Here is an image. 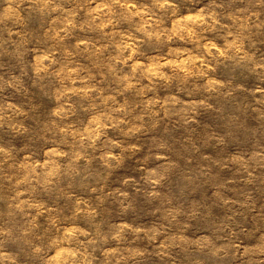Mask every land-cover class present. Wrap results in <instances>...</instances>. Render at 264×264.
I'll list each match as a JSON object with an SVG mask.
<instances>
[{"label": "clouds", "instance_id": "9594fccd", "mask_svg": "<svg viewBox=\"0 0 264 264\" xmlns=\"http://www.w3.org/2000/svg\"><path fill=\"white\" fill-rule=\"evenodd\" d=\"M239 2L242 7L222 22L215 9L182 8L181 0H0L8 41L15 36L24 42L31 19H43L42 35L51 43L34 57L37 71L63 84L42 102L46 111L35 131L22 121L26 109L13 101L0 106V129L36 137L32 149L19 147L18 156L12 154L16 145L0 144V264H94L100 256L105 264H127L143 256L130 247H105L100 256L96 247L89 251L98 241L79 218L98 217L85 197L99 199L108 179L119 185L107 195L115 194L122 211L156 218L154 232L133 227L131 218L121 220L120 232L111 237L118 244L127 230L134 233L133 243L150 240L156 255L172 264H214L229 253L234 264H264V86L233 83L221 74L230 62L264 73V59L257 61L245 44L264 33V0ZM165 13L170 29L163 27ZM218 29L219 38L205 35ZM173 39L183 46H172ZM162 40L169 47L148 50ZM62 55L65 62L58 64ZM178 85L202 91L193 96ZM236 93L251 99L226 107ZM169 98L184 111L183 118L173 116L174 129L164 127ZM121 157L122 179L115 183L106 170ZM73 182L86 185L88 194L65 195ZM66 200L75 202L68 210ZM213 231L222 241L214 250L195 243L211 240ZM169 237L188 254L170 249ZM185 240L194 242L184 245ZM21 242L22 248L8 247Z\"/></svg>", "mask_w": 264, "mask_h": 264}, {"label": "rangeland", "instance_id": "374dc122", "mask_svg": "<svg viewBox=\"0 0 264 264\" xmlns=\"http://www.w3.org/2000/svg\"><path fill=\"white\" fill-rule=\"evenodd\" d=\"M140 2H148V0H137ZM217 4H223V8H216ZM182 8H191L195 10L198 7H206V10L211 11L215 9L220 13L222 22L224 15L229 11H234L237 7H242L239 0H196L194 3L193 0H181ZM170 12L171 10H167ZM3 19V12L0 10V20ZM231 23V21H226ZM8 23V21H4L0 23V106L6 105L8 101H13L20 105L22 109H26L28 111V115L22 117V121L28 123L30 132L35 131L36 126L40 125L42 114L46 109L43 106V101L48 96H53L54 88L63 89V84L59 83V78L55 77L53 74L48 72H38L37 65L34 60V57L49 47L51 43L47 37L42 35V28L44 25V21L41 17L36 16L33 17L29 23V27L25 29L28 35L25 37L24 42H22L18 37H12L11 41H15L13 44L11 41H8L7 32L3 30L4 24ZM163 27L171 28V18L166 13L163 14ZM205 35L212 38L213 35L216 38H219L222 35V30L217 31V33H205ZM8 41V42H5ZM250 52H254L255 59L260 61L264 59V33H259L256 36L252 37L250 40L245 41ZM172 46L182 47L183 44L179 42L177 39H173L171 42ZM169 47L168 43L165 41H159L152 45L149 48V51L154 49L163 50ZM65 62V58L63 55L58 59V64H62ZM251 65L241 63L239 65L232 64L231 62L226 64L222 69V76L225 80H233L235 83L236 80L248 82L252 81V87L264 86L261 84V81L264 80V73H253L250 71ZM235 78V79H233ZM11 85V86H10ZM183 87L184 92L186 94H191L193 96L199 95V88L196 87H187L184 85H178ZM171 86H165V88H170ZM213 98L217 99L219 103H225L222 98L216 97V94H212ZM182 99H187V97L182 96ZM75 100L76 97H73ZM251 97L246 93H236L233 97H230L229 100L231 103L226 104L225 106L234 109L237 104L243 106L247 100H250ZM40 101L41 106L38 108L36 106V102ZM130 103H135V99H130ZM163 102V100H162ZM167 115L169 116L168 123L164 125V127H175L176 117L180 116L184 117V111H178L175 107H173V101L168 99ZM193 109L197 112L206 111L205 106L203 105H194ZM163 115V114H162ZM219 119V117H216ZM155 118L153 117V122ZM264 123V121H261ZM175 135H180V133L174 132ZM42 143V142H41ZM101 142H98V144ZM0 144H3L5 147L12 148L13 145H16V148L12 149L13 156H18L19 147L23 145L25 150L32 149L36 144V137L25 134L23 136L19 134H15L11 131H6L4 129H0ZM35 154L39 155V147L35 148ZM223 155V153H220ZM23 154L21 153L19 159H22ZM126 157H121L118 162H112V168L106 170V175L111 177L115 176V183H119L122 177L117 175V170L123 166V161ZM93 175H95V169H90ZM125 171H134L130 166L125 167ZM137 178H139V174H136ZM227 175V173L221 174V179L223 176ZM105 193H98L99 199L96 198L95 195L86 196L85 198L89 199V205L97 209V215L92 216H84L80 217L83 223L94 232L97 244L94 246H89V251H91L92 247H96L98 250L94 253L96 256H100V250L105 247H130L133 249V253L144 252L143 256L137 255L135 259L129 260L127 264H172L165 257H159L156 255L157 248L154 244L151 243L150 240L144 238H137L135 243L132 242V238L134 233L132 231L125 230L120 234L119 244L117 240H113L111 237L120 232L118 227V223L123 219L131 218V223L133 227L137 224H140L141 227L149 228L151 227L153 232L155 231L156 224L153 220L156 218L148 217L143 218L142 212L125 213L118 206L116 201L115 194L108 196L107 193L111 192L113 188L119 187V185L114 184L111 179L105 180ZM70 192H76L80 195H87V186L81 183L73 182L69 188L65 190V195ZM132 195H138L136 193H131ZM146 195V193H145ZM79 198V196H78ZM136 202V198H133V203ZM142 202V201H140ZM73 200H66L65 210L74 206ZM4 205L0 204V210H3ZM216 220L223 219L222 217H214ZM153 232H148L147 235L151 236ZM108 237L107 241L102 240L101 237ZM163 239V237L157 236V240ZM169 246L171 248H176L180 241L174 240L169 237ZM194 241L185 240L183 242L184 245L192 244ZM200 245H206L212 248L222 243L221 240L217 239V234L213 231L211 240L202 239L198 242ZM10 249L15 250L17 247H23L22 242L19 245H9ZM227 251V249H225ZM177 254L186 255L188 254V249L185 247V251L183 253L180 252L179 248H176ZM28 264H43L42 259H31L28 261ZM94 264H105L104 257L100 256V260L94 262ZM214 264H234L231 254L229 253L227 259H216Z\"/></svg>", "mask_w": 264, "mask_h": 264}]
</instances>
